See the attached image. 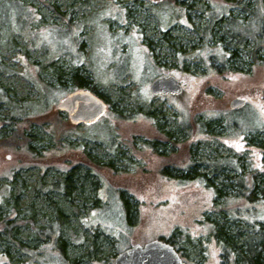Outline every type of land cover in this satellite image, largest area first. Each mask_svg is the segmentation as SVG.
Returning <instances> with one entry per match:
<instances>
[{"label":"rangeland","instance_id":"obj_1","mask_svg":"<svg viewBox=\"0 0 264 264\" xmlns=\"http://www.w3.org/2000/svg\"><path fill=\"white\" fill-rule=\"evenodd\" d=\"M228 5L234 15L245 16L237 17L241 30H264V10L250 17L241 0H0V217L15 221L19 241L0 228V264H114L124 250L166 241L177 231L178 253L187 264H229L204 217L216 220L224 199L205 212L201 187L175 177L188 160L173 142L188 138L177 133L179 139H165L188 123L192 143L200 142L194 144L199 173L210 170L207 160L224 157L240 160L231 172L238 181L256 171L264 146V69L251 71L228 25L215 24L218 39L203 34L210 20L230 18ZM227 43L234 47L228 50ZM235 49L249 64L243 73L250 78L224 79L219 56ZM75 73L90 85L75 84ZM162 74L180 80V96L151 93L152 81ZM91 86L107 102V112L94 124L71 125L58 104L77 89L94 92ZM204 87L209 99L198 98ZM40 88H49L47 99ZM242 91L251 93L247 106L232 110L231 101L245 96H230ZM204 123L211 127L205 130ZM150 139L167 145L153 148ZM243 142L257 144L247 149ZM85 154L111 163L85 179L86 195L93 197V182L104 177L98 191L103 202L94 208L80 202L77 191L67 198L49 189ZM164 166L172 174H163ZM212 181L231 182L224 174ZM120 191L134 214H127ZM224 191L235 195L237 188ZM54 203L67 215L58 231L67 242L64 251L53 245L59 236L50 229ZM71 204L79 207L75 213ZM256 217L228 218L246 238L254 233Z\"/></svg>","mask_w":264,"mask_h":264},{"label":"trees","instance_id":"obj_2","mask_svg":"<svg viewBox=\"0 0 264 264\" xmlns=\"http://www.w3.org/2000/svg\"><path fill=\"white\" fill-rule=\"evenodd\" d=\"M263 2V4H262ZM242 5L245 7L246 11L248 10L250 12V17H255L254 14H257L259 10H264V0H241ZM233 5V4H232ZM230 6V5H228ZM262 7V8H261ZM232 8L227 7V11L230 13V18H226L223 20H220L216 18V20L212 19L210 20V23L208 24L206 28H204L203 34L204 36H211L213 39H218L220 36L217 35L218 32H216L217 23H220L221 25H228L227 27L230 28V31H232V35H234L235 38H239L240 46L238 49H242L246 57L251 60V71H253L255 66H261L264 69V30L261 31L259 29H251L250 31H243L239 28L240 23L237 21V17L241 21V19L245 18L243 15H234V13L231 12ZM236 16V17H235ZM169 36V35H168ZM252 40V41H249ZM252 43V46L250 44ZM227 49H231L234 46L232 44H224ZM237 50V49H235ZM263 52V53H262ZM227 52V50H224L223 54L219 56L221 60H219L222 65L226 68L225 75L223 76L224 79L226 78V75L233 74L235 76L243 75L242 77L250 78L251 74H245L243 73V69L249 66L247 62H244L241 60V57L238 55V50L233 51L232 53ZM231 59L229 64L228 61ZM218 60V58H217ZM209 63V62H205ZM235 66L237 68V71H231L234 68H231L232 66ZM213 71V70H212ZM218 74V73H217ZM60 77L59 79H62L61 73H59ZM58 75V76H59ZM220 76V75H218ZM237 80V78H235ZM71 80L75 84H77L79 87H88L91 82L85 77H82L78 74H74L71 77ZM230 80V79H229ZM232 81V80H230ZM48 89L40 88V90L43 93V97H45V92L48 93ZM90 89L94 91L93 93L98 94V91L96 92L95 86H91ZM101 97V95H99ZM103 99V97H101ZM70 122V121H69ZM71 125H73L70 122ZM205 130H208L211 127L210 123H204ZM189 125L180 124L179 128L177 129V132L167 133L165 135V139H171L172 135H175L176 139H179L180 136L177 137V133L182 134L184 137H187L188 139L182 142H173V143H180L178 146H180L178 153H184V157L188 160L186 170L180 169V172L178 174H175L177 179L181 180L183 183L188 184L191 187H201V190H203L205 193L203 194L205 199L207 200V207L205 208V212H213L216 208V204L218 203L219 198H223V203L218 206L216 220H214L212 223L207 220L206 216L204 215L206 219V224L209 225V235H211V239L215 240L218 244L217 249L219 250L220 254L225 257V261L229 262V264H264V146L260 144V153L257 152V166L256 171L252 174H249L247 178H242L239 181L235 176L232 175V171L238 170L237 168V162H240V160L237 158L236 161H230L228 157H224L221 159H216L213 162H209V160L206 161V164L210 165L211 168L207 172L199 173L196 169L198 166L197 162H200V160L196 159V155H198V152H194L195 146L197 144H200V142L192 143V132L189 131ZM161 135V133L159 132ZM255 136V135H254ZM12 137V136H10ZM251 141L250 139H248ZM161 140L155 139V140H146L153 148H159L161 145H167V142H160ZM245 147L247 149L253 148L254 144L256 145V142H243ZM261 143V142H260ZM193 146V147H192ZM32 146H29V149H31ZM164 154V153H160ZM165 155V154H164ZM176 155V154H174ZM89 155L85 154V157H77L75 160L77 162V165L73 167L69 172L66 173L63 179L58 181L57 183H54L49 187L51 191H57L61 193L62 195L66 196L67 198L71 197V195L77 191L78 198H80V202H85L88 204H91L92 208L95 206H98L100 202H103L100 198L99 189L103 187V183H105L102 179L98 178L96 182H93V189L92 192H94L93 197L86 195L85 186L87 185V181L85 179H88L89 176H93L95 170H99L98 168H103L105 166H111L110 164L102 163L98 160H96L95 157H88ZM159 156V155H158ZM166 156V155H165ZM79 158V159H78ZM78 159V160H77ZM172 159V158H171ZM85 168V169H84ZM80 169V170H78ZM84 169L85 172H82L81 170ZM163 174H169L172 171L170 170L169 166L162 167ZM171 171V172H170ZM228 171L227 173H225ZM263 172V173H262ZM172 174V173H171ZM216 174H224L226 178L225 183H219V185H216L212 179H214ZM83 177V178H82ZM100 185V186H99ZM222 187H225V189H222ZM236 187L237 191L235 195H229L225 193L224 190H232V188ZM89 188V187H88ZM90 192V191H89ZM121 198L123 200V204L125 206V209L127 211V214L135 213V206L133 205L132 208H130V201L125 195V191H120ZM197 194V192H196ZM103 205H105L103 203ZM54 210V221L50 223V229L54 231L56 229V232L60 229H63V223L66 221L64 218L66 213L61 209L60 206H58L57 203H54L53 205ZM71 213H75V209L79 207H74L73 204L70 206ZM91 208V209H92ZM105 208V206H103ZM247 213L255 214L257 217L256 219H253V228L254 233L249 234L246 236V238H243L242 232H235L231 222L229 221V218H236L238 214L246 215ZM229 217V218H228ZM211 223V224H210ZM3 226V227H1ZM56 227V228H55ZM0 228H3L5 231L4 233L7 234L8 238L11 241H17L16 235H17V225L15 224V221L10 220L7 222V220H4L0 217ZM101 233L104 234L103 231ZM59 234V233H58ZM178 234V235H177ZM180 232H175L174 235L171 236L170 239H165L168 243H170L177 251L178 246L176 245V237L179 236ZM106 236H111L109 233L104 234ZM60 234L57 237V242L55 239V242L53 241V245H57L58 248H60L62 251L65 250L67 246L66 241H62L60 239ZM60 239V240H59ZM184 238H182L183 240ZM181 240V241H182ZM212 240V241H213ZM180 251V250H179ZM178 251V252H179ZM224 259V258H222ZM228 259V260H227Z\"/></svg>","mask_w":264,"mask_h":264},{"label":"water","instance_id":"obj_3","mask_svg":"<svg viewBox=\"0 0 264 264\" xmlns=\"http://www.w3.org/2000/svg\"><path fill=\"white\" fill-rule=\"evenodd\" d=\"M153 1V0H148ZM184 89L178 79L169 74L157 77L151 84L154 95L179 96ZM246 100L236 97L230 103L232 110L245 106ZM58 110L68 115L73 125H91L98 122L107 111V103L92 93L80 88L69 94L59 105ZM114 264H186L177 250L163 240H154L144 245H134L121 252Z\"/></svg>","mask_w":264,"mask_h":264},{"label":"flooded vegetation","instance_id":"obj_4","mask_svg":"<svg viewBox=\"0 0 264 264\" xmlns=\"http://www.w3.org/2000/svg\"><path fill=\"white\" fill-rule=\"evenodd\" d=\"M214 86H216L217 87V85H214ZM205 88L206 87H204V89H201L200 90V93H199V96H198V98L199 97H205V99L207 98V99H209L210 98V96H208V93H210L209 92V90H205ZM259 93L260 91H254V93L256 94V93ZM253 94V93H252ZM237 95H244L245 97V99L247 100V102H248V100H249V95H251V93L250 92H248V91H242V92H235V93H233L232 94V96H230V99H232L234 96H237ZM168 96H170V95H168ZM241 97V96H240ZM164 241V240H163ZM167 242V241H166ZM181 256V255H180ZM183 259V258H182ZM187 264V263H186Z\"/></svg>","mask_w":264,"mask_h":264},{"label":"bare ground","instance_id":"obj_5","mask_svg":"<svg viewBox=\"0 0 264 264\" xmlns=\"http://www.w3.org/2000/svg\"><path fill=\"white\" fill-rule=\"evenodd\" d=\"M145 1H148V0H145ZM148 2H152V1H148ZM162 75H163V74H162ZM169 75H171V74H169ZM159 76H161V75H159ZM159 76H158V77H159ZM172 76H174V75H172ZM174 77H175V76H174ZM156 78H157V77H156ZM156 78H155V79H156ZM175 78L178 79L177 77H175ZM155 79H154V80H155ZM154 80H153V81H154ZM178 80H179V79H178ZM153 81H152V82H153ZM179 82H180V80H179ZM180 83H181V82H180ZM151 84H152V83H151ZM181 85H182V84H181ZM77 90H78V89H77ZM150 90H151V85H150ZM75 91H76V90H75ZM73 92H74V91H73ZM71 93H72V92H71ZM71 93H70V94H71ZM92 93H93V92H92ZM151 93H152V92H151ZM94 94H95V93H94ZM152 94H153V93H152ZM68 95H69V94H68ZM68 95H67V96H68ZM95 95H97V94H95ZM153 95H154V94H153ZM67 96H66V97H67ZM97 96L100 97L99 95H97ZM154 96H168V95H154ZM170 96H172V95H170ZM179 96H180V95H179ZM66 97H65V98H66ZM238 97H240V96H238ZM65 98H64V99H65ZM100 98H101V97H100ZM235 98H236V97H235ZM235 98H234V99H235ZM242 98H243V97H242ZM64 99H63V100H64ZM101 99H102V98H101ZM244 99H245V98H244ZM63 100H62V101H63ZM103 100H104V99H103ZM245 100H246V99H245ZM62 101H61V102H62ZM104 101H105V100H104ZM61 102H60V103H61ZM105 102H106V101H105ZM60 103H59V104H60ZM106 103H107V102H106ZM59 104H58V105H59ZM247 104H248V102H247V100H246V104H245V106H244L243 108H245V107L247 106ZM57 107H58V106H57ZM107 107H108V104H107ZM243 108H241V109H243ZM57 109H58V108H57ZM241 109H238V110H241ZM107 110H108V108H107ZM60 112H61V111H60ZM106 112H107V111H106ZM106 112H105V113H106ZM103 116H104V115H103ZM156 240H161V239H156ZM152 241H154V240H152ZM150 242H151V241H150ZM165 242H166V241H165ZM167 243H168V242H167ZM132 247H133V246H132ZM130 248H131V247H130ZM128 249H129V248H128ZM126 250H127V249H126ZM124 251H125V250H124ZM185 263H186V262H185Z\"/></svg>","mask_w":264,"mask_h":264}]
</instances>
